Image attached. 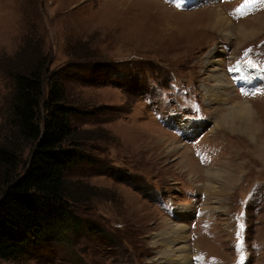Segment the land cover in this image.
<instances>
[{
  "label": "rangeland",
  "instance_id": "1",
  "mask_svg": "<svg viewBox=\"0 0 264 264\" xmlns=\"http://www.w3.org/2000/svg\"><path fill=\"white\" fill-rule=\"evenodd\" d=\"M179 1L0 0V120L9 67L31 43L51 56L84 138L86 157L66 176L97 189L74 206L79 228L0 264H234L238 231L247 264H264V79L241 84L233 72L239 62L264 68V21L257 36L238 32L264 20V2L238 13L245 0ZM215 11L231 37L212 24ZM216 67L226 95L211 88L220 90ZM177 117L196 124L191 136ZM182 225L189 237L172 251L162 238ZM183 244L190 258L177 257Z\"/></svg>",
  "mask_w": 264,
  "mask_h": 264
},
{
  "label": "trees",
  "instance_id": "2",
  "mask_svg": "<svg viewBox=\"0 0 264 264\" xmlns=\"http://www.w3.org/2000/svg\"><path fill=\"white\" fill-rule=\"evenodd\" d=\"M26 51L7 70L12 90L0 120V258L23 253L52 231L65 238L81 221L74 206L97 190L66 176L86 157L84 138L71 125L74 108L51 72V56L31 43Z\"/></svg>",
  "mask_w": 264,
  "mask_h": 264
},
{
  "label": "bare ground",
  "instance_id": "3",
  "mask_svg": "<svg viewBox=\"0 0 264 264\" xmlns=\"http://www.w3.org/2000/svg\"><path fill=\"white\" fill-rule=\"evenodd\" d=\"M218 13H221L220 11H215L213 14H211L212 16V24L214 25V27L215 28H218L219 30H221V32H224V33H226V34H228V35H230L231 34V31H232V27H233V25L230 23V25H227L226 27L223 25V23H224V20H227L225 17H223L222 15H220V14H218ZM217 15V16H216ZM260 19V18H259ZM263 19V18H262ZM228 21V20H227ZM263 21L264 20H255V22H254V24H255V26L256 27H248V26H250V23H249V25H248V23H247V25H245V26H242L239 30H238V32H239V36H240V39H242V40H246V39H248L249 37H251V36H257L258 35V31H260L259 30V26H262V23H263ZM214 29V28H213ZM233 35V34H232ZM232 35H230V37L232 36ZM211 52H215V53H217V54H219V55H216V57L212 60V64L213 65H220L221 64V60H222V51L221 50H216V51H211ZM210 52V53H211ZM209 53V54H210ZM209 54H208V58H209ZM208 58L206 59V60H208ZM234 68H235V71H233L234 72V74H235V78L237 79V81L238 82H240L241 84H247L248 83V81L249 80H256V79H259V78H261V76L259 75V74H257V73H255V72H253L251 69H250V66H248V65H246V64H244V63H241V62H239V63H235L234 65ZM213 71H217L218 73H220L219 75L221 76L220 78H218L217 79V84H215L216 86H218L219 87V89L220 90H218L217 88H215V87H213V86H211V88H212V90L213 91H215L216 93L218 92L220 95H222V90H223V94L224 95H226V91H225V87L226 86H230L229 84L228 85H226V83H225V79H226V75H224L223 74V72L221 71V69L219 68H214L213 69ZM222 72V73H221ZM230 81V80H229ZM258 82V81H257ZM211 93H212V91H211ZM240 104V103H239ZM243 105H246V104H244L243 103ZM246 106H248V105H246ZM239 107V106H238ZM240 114H244V115H248V114H250V112L249 111H247V108H245V112H239ZM238 118H240V117H238ZM175 119V122L176 123H178V125H180L181 126V128L182 129H184V131H185V133L186 134H188L187 136H191L192 135V133H193V129L196 127V124L195 123H193V122H191L190 120H188V119H185V120H182L181 118H174ZM180 119V121H178ZM239 126H240V128H244V129H246L247 131H249V128H248V126L249 125H242V124H239ZM183 226V227H182ZM182 226H180V231H178L176 234H172V233H175L176 231H177V228H175V229H173V231L171 232V231H166V234H167V237H164V238H162V241H164V242H166L168 245H171V247H172V251H173V249L175 250V246H172L173 244H177V243H179V242H184L183 241V239L186 237V238H188L189 237V234L188 233H186V230L188 229V226L187 225H182ZM189 230V229H188ZM185 235V236H184ZM166 243H164V244H166ZM166 244V245H167ZM165 245V246H166ZM167 245V246H168ZM169 249H170V247H168ZM183 249H186L185 247H184V244L182 245V246H180V247H178L177 249H176V251H177V257H182V259H184L185 258V256L187 257V258H190L189 257V255H188V247H187V249H186V255H185V252H184V250ZM171 250V249H170ZM190 253V252H189ZM175 254H172V258H175V257H173ZM165 257H167V256H165ZM165 257H162V258H164V259H167L166 261H164V262H166V263H170V264H177V261H175L174 259H170V258H165ZM186 258V259H187ZM176 259V258H175ZM179 259V258H178ZM185 261V260H184ZM186 262H187V260H186ZM185 262V263H186ZM161 263H162V261H161Z\"/></svg>",
  "mask_w": 264,
  "mask_h": 264
},
{
  "label": "snow or ice",
  "instance_id": "4",
  "mask_svg": "<svg viewBox=\"0 0 264 264\" xmlns=\"http://www.w3.org/2000/svg\"><path fill=\"white\" fill-rule=\"evenodd\" d=\"M251 2H253V0H245V3L242 4V5L240 6V8L237 9V12H238V13L243 12V10H244L245 8L249 7V5H250ZM261 2H264V0H261ZM177 6L179 7V5H177ZM245 55H247V53H245ZM230 71H231V69H230ZM244 94L247 95L248 93L245 92ZM242 227H243V226L241 225L240 228L242 229ZM237 237H238V244H237V247L240 248V247H242V243L239 242V237H240V232H239V231L237 232ZM198 258H199V257H198Z\"/></svg>",
  "mask_w": 264,
  "mask_h": 264
}]
</instances>
